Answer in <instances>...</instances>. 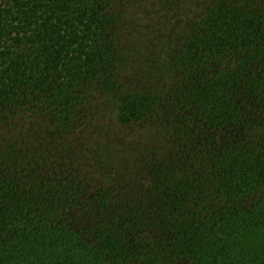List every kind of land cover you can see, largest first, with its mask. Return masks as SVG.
Masks as SVG:
<instances>
[{
	"label": "trees",
	"instance_id": "trees-1",
	"mask_svg": "<svg viewBox=\"0 0 264 264\" xmlns=\"http://www.w3.org/2000/svg\"><path fill=\"white\" fill-rule=\"evenodd\" d=\"M0 264H264V0H0Z\"/></svg>",
	"mask_w": 264,
	"mask_h": 264
},
{
	"label": "rangeland",
	"instance_id": "rangeland-1",
	"mask_svg": "<svg viewBox=\"0 0 264 264\" xmlns=\"http://www.w3.org/2000/svg\"><path fill=\"white\" fill-rule=\"evenodd\" d=\"M107 112H106V116H104L102 112L101 120H102V123L104 124L103 128H105L106 131H109V130L111 131L114 127H116L113 125L116 122L115 114L113 110H111V108H109ZM106 134L107 132L101 133V136L99 137V139L106 141L107 140ZM142 134H143V128H139V126H135L134 128L128 130V140L125 143H129L130 139H133L134 135L141 136Z\"/></svg>",
	"mask_w": 264,
	"mask_h": 264
}]
</instances>
